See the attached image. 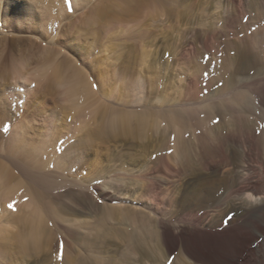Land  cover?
I'll use <instances>...</instances> for the list:
<instances>
[{
  "label": "bare ground",
  "instance_id": "1",
  "mask_svg": "<svg viewBox=\"0 0 264 264\" xmlns=\"http://www.w3.org/2000/svg\"><path fill=\"white\" fill-rule=\"evenodd\" d=\"M124 2L176 21L197 13L175 45L195 57L183 97L157 90L112 107L82 68L46 57L39 75L64 84V114L78 132L87 119L98 129L71 142L54 130L67 122L56 114L38 138L26 112L13 126L0 149L13 244L0 247V264H264V0H193L186 11L180 0Z\"/></svg>",
  "mask_w": 264,
  "mask_h": 264
},
{
  "label": "rangeland",
  "instance_id": "2",
  "mask_svg": "<svg viewBox=\"0 0 264 264\" xmlns=\"http://www.w3.org/2000/svg\"><path fill=\"white\" fill-rule=\"evenodd\" d=\"M63 1L64 10L57 4L50 11L40 0H0V149L6 146L7 136L24 112L30 116L29 126L38 138L44 130H57L75 142L98 129L96 121L87 119V126L78 132L79 121L64 114L70 105L64 84H51L39 75L46 57L64 64L70 59V63L82 68L94 83L96 100L112 107H120L128 100L146 99L157 90H165L179 100L183 97V69L195 57L181 59L175 45L178 30L193 25L197 13L176 21L169 18L166 10L162 13L151 5L131 6L124 0H71L72 11L67 0ZM192 2L180 0L177 4L186 11ZM154 55L158 61L152 60ZM191 94H196V88ZM56 114L67 120L60 130H53L58 124ZM91 144L94 152L100 146L98 140ZM8 215L0 208V229L4 231L0 237H5L0 238V242L5 241L4 245L0 243L1 252L12 243L3 228ZM42 258L32 257L27 263L38 264ZM5 262L8 261L2 264Z\"/></svg>",
  "mask_w": 264,
  "mask_h": 264
},
{
  "label": "snow or ice",
  "instance_id": "3",
  "mask_svg": "<svg viewBox=\"0 0 264 264\" xmlns=\"http://www.w3.org/2000/svg\"><path fill=\"white\" fill-rule=\"evenodd\" d=\"M67 2L69 3V11H72L71 0H67ZM205 75H207V73H206ZM8 207H9L10 209L15 210L13 204H9ZM60 255H61V258H62V256H63V245H62V244H61V254H60Z\"/></svg>",
  "mask_w": 264,
  "mask_h": 264
}]
</instances>
